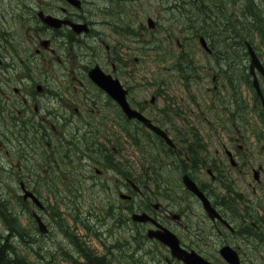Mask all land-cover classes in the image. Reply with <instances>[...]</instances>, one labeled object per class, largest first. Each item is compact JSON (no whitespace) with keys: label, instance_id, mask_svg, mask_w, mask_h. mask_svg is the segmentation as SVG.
<instances>
[{"label":"rangeland","instance_id":"1","mask_svg":"<svg viewBox=\"0 0 264 264\" xmlns=\"http://www.w3.org/2000/svg\"><path fill=\"white\" fill-rule=\"evenodd\" d=\"M36 1L38 3L34 5L36 7L34 10L31 9L30 5H24L20 2L25 8L24 10L18 8L15 0H0V22L3 21V16H9L10 25L12 26L17 20L20 23L21 21L24 23L22 36H19V33V35L15 36L17 39H12L13 42H19L15 46L16 49L10 46L9 39L5 40L0 35V43L3 42L9 48L8 52L2 47L4 50V52L1 51L2 54L7 53V55H10L11 52L16 57L23 59L22 65L25 66H23V70L32 74L34 81L37 83L42 84V82L46 81V76L51 81V77L57 70L59 77L56 80V86L58 88L69 87L70 98L73 100L72 104L76 105V102H82L88 109L91 108L90 106L93 107L95 105L92 101L93 97H97L98 102L101 100L96 90L88 84H84L83 91L75 89L72 79L60 71L59 65L53 62V59L51 61V58L45 59L47 53L35 54V49L39 48V42L50 38L48 32L39 31L40 27L38 31H32L31 29L27 31L29 16L32 13L34 15L37 14L38 10H43L45 15H50L54 11H61L62 8L68 9L64 0ZM130 1L135 2V7L129 4L123 5L121 9L110 6L108 10H111L112 14L105 15L102 12L98 14L100 16L98 17L99 22H107L112 25L98 26V28L95 26L96 31L101 28V31L107 35L105 43L109 44L113 49L112 53H109L111 58L115 60L119 56L120 61L124 62V65H129L126 67L127 69L133 68L134 74H121L122 78L120 80H122V83L123 81L126 82L128 86L134 89V97L141 103L145 100L149 102L155 92L154 89L162 92V95L156 101L157 107L167 104L166 102L171 99L175 100V103L173 102L174 105L184 101V104L188 106L185 112L186 115L182 118L173 117L174 122L179 130L186 132L190 130L193 132L198 131L202 138H205L203 134L205 135L207 131H210L211 137L209 142L205 144H208L211 148H217L222 143L233 149H236L238 145H242L250 164L243 165V162L237 166V169L228 171H231L235 177H245L246 183L244 182L245 184L242 185V188L246 190L247 196H249L251 188L255 186L256 182L253 177V170H259V166L264 165V116L255 101L253 91L246 84L245 64L247 62L249 64V60L246 62V59L236 50L239 49L237 40H231V38H236L239 34V38L246 37L248 35L245 31L246 28L236 24V35L231 32L228 36L230 37V43L233 42L230 48L227 49L225 45L229 41L222 42L227 37V27L232 30L235 25L228 20L231 19V14L235 12L234 14L237 17L245 14V0H205L209 2L210 8L213 9V15L211 14L207 17L196 14L193 10V4L199 0H162V3L160 0ZM235 1L237 3L233 4ZM254 2H258V0H254ZM218 7L220 8L218 9ZM148 18L154 20L157 26L155 30L148 27ZM233 21H238V18L233 17ZM206 22H208V26H206ZM126 29L131 30L129 33L136 32V41L132 40V37H126ZM115 30L118 33H115ZM199 30L208 31L212 35L215 50L219 52L220 57L223 58V53L225 52L228 54L226 58L230 60L229 62L238 67L239 70L234 71L233 65H231L233 70V72L230 70L232 79L230 74L221 73L216 66L214 69L213 63L210 64L209 52H204L201 49L200 40H193V35L198 34ZM80 37L90 46L96 47L91 52L90 50L71 46L66 41L68 42L65 43L66 45H61L66 48L63 49L65 59L62 64L66 65L67 69H72L73 75L78 72L84 80V76L87 73L85 63H88L87 66L89 67L98 63L106 69H109L110 64L107 61L105 48L99 42V39H94L92 36ZM253 37L255 39L254 42L251 39L243 40L253 44L256 51L261 54L264 62V49L259 46L257 36ZM185 42L193 49L195 68L190 72L183 73L179 71L175 73L173 71L175 65L173 60L177 56L182 57L180 45ZM118 45H121V47H118ZM149 46H154L155 48L159 46V48L150 50ZM116 50H118L117 53ZM58 51L60 52V50ZM90 52L91 54H89ZM233 53H237V55L234 57ZM234 58L235 61L233 63ZM136 59L140 60L139 63L136 62ZM16 62L20 64L17 59ZM52 64L56 65L49 68V65ZM27 68H31V72L27 71ZM246 72L248 71L246 70ZM214 77H216L215 82H213ZM61 80H64L65 83L59 86L58 81ZM231 80L232 83H230ZM261 85L264 91V80H261ZM166 86L167 88H165ZM215 86H217L216 89ZM63 95L67 98L64 90ZM181 97L183 100L180 99ZM189 98H196V103H191ZM232 109L233 111H231ZM57 123L60 125V120H57ZM110 123L108 126L101 123L103 125L100 126L104 130L113 128L115 129V135H119L120 139H126L121 128L118 126L114 127L111 121ZM237 128L240 129L241 134L233 133ZM59 129L64 130L62 126H59ZM219 133L220 137L218 138ZM236 138H238V141L235 140ZM11 139L15 142L12 146H2L0 137V198L2 203L9 202L11 204L19 216V219H17L18 225L26 231L23 240L20 238L24 234L14 239V246L17 250L16 256L26 259L31 264H87L81 258V255H78L77 251L73 249V245H70L67 241L66 236L71 235L67 230L68 228L71 232L77 234L83 241V245L89 247V250H92L96 255H107L104 264H166L164 260L166 256L165 250L155 242L151 244V241L145 235L146 233L143 235L141 232H137L139 228L130 227V223L126 215H124L125 210H122L125 208L126 203L121 201L120 198L116 201L115 195L107 196L103 192H99V189L92 188L91 184H81V173L79 175H69L71 168L67 167L65 162L61 164V168L56 167L55 174L54 171L50 173L51 169L47 167L46 163L50 159L51 161L54 160L55 152L53 148H49L46 145H42L39 148L33 143V147L30 148L21 145V141L25 138L12 137ZM4 140L6 143L8 142L7 138H4ZM24 152L29 157L25 167L22 161ZM38 152L45 155L39 158ZM138 152V150L135 151L131 147L125 152L128 160L136 166L137 173L140 171V162H135L132 157H137ZM7 157H12L13 160L11 159L9 164L15 163L12 170L17 172L18 176L24 173L23 171L29 173L30 177H27L28 175L26 174L23 177L29 178L33 182L30 186L36 190L38 196H41L43 204L47 208L46 212H41L42 210L31 202L24 204L20 198H17L21 195L19 185L15 183L16 181L9 179L10 175L3 169L1 163V160ZM61 157L59 156L57 160H64ZM18 159L22 163L19 164ZM237 160L240 161V157ZM38 161L39 164H36ZM77 161L79 160L76 159ZM97 167L99 166L93 167L92 171L94 172ZM100 168L103 169L102 166ZM159 174L161 178L163 176L167 179L166 183L169 192L166 197L162 196L160 193L162 185L157 183L152 185L151 189L155 191V203H159L169 213L177 214L180 211V202H183V212L189 210V216H186L185 220L183 217L181 224L170 218L172 221L169 220V228L180 237L183 244L195 249L193 237L197 231V222L205 214L203 208L193 197L185 194L182 188L180 168H162ZM263 177V174H260V180H262L260 188L264 192ZM102 179L113 180L114 177L112 178V174L105 171ZM33 189L31 188L30 190L32 191ZM32 211L44 216L46 224L51 229L48 235H40L31 216ZM128 213L130 216L131 212L129 211ZM116 215L117 219L122 218L119 224L115 223L117 221V219L115 220ZM4 228L5 225L0 219L1 233H3ZM133 235L136 236L135 241L133 240ZM104 243L107 246L115 244L110 253ZM138 245H141L142 250L147 253L141 257L140 262L136 263L132 254ZM116 246L118 247L116 248ZM69 252L72 253L73 257H69L66 254ZM75 260L76 263L74 262Z\"/></svg>","mask_w":264,"mask_h":264},{"label":"flooded vegetation","instance_id":"2","mask_svg":"<svg viewBox=\"0 0 264 264\" xmlns=\"http://www.w3.org/2000/svg\"><path fill=\"white\" fill-rule=\"evenodd\" d=\"M15 2L18 8L24 10L25 8L22 4L29 5L28 2H31V9L34 10L36 8L34 5L38 3L36 0H15ZM64 2L68 9L62 8L61 11H54L49 15L58 21L59 24L56 27L48 26L41 21L39 12H43V10H38L37 14L34 15L32 13L29 16L27 31L29 29L38 31L40 27L39 31L48 32L50 38L39 42V48L35 49V54L47 53L45 59L51 58V61L53 59V62L59 65L60 71L72 79L75 89L83 91L84 84H88L99 93L101 100L98 97L100 100L98 102L97 97H93L92 101L95 105L93 107L90 106L91 108L89 109L82 102H76V105H73L69 87L58 88L56 86V80L59 77L57 70L51 77V81L46 76V81L42 82V84L35 82L33 75L23 70L25 67L22 65L23 59L16 57L11 52L10 55H7V53L2 54L1 51L4 52V50L9 52L8 45L2 42L0 43L1 145L12 146L15 143L11 139L12 137L25 138L21 141V145L28 147L36 138L38 141H42L47 147L53 148L55 152L54 160L45 162L47 167L51 169V171L49 170L50 173L54 171L55 174L56 167L61 168V164L65 162L67 167L71 168L69 175L73 176L74 173H81V184H91L92 188L99 189V192H103L107 196L115 195L116 201L120 198L121 201L126 203L125 208L121 209L125 210L124 215H126L130 227L139 228L137 232H141L143 235L145 233L148 235V232L152 229L163 231V227L169 228V220L171 219L181 224L183 217L185 220L186 216H189V210L183 212L184 204L182 201L179 206L180 211L177 214L164 210L159 203H155V191L151 189L152 185L161 184L160 193L166 197L169 192L166 183L167 179L163 176L161 178L159 171L162 168L178 167L181 169L182 185L186 179L195 183L209 198L211 205L219 215L211 219L203 209L205 214L197 222V231L193 237L195 249L183 244L179 237L181 246L189 251L194 250L211 264H264V192L260 188L262 184L260 174L264 176V165L259 166V170H253V177L256 182L255 186L251 188V194L249 193L250 195L247 196L246 190L242 188V185L246 183L245 177H235L231 171H228L237 169V166L243 162V165L250 164L242 145H238L236 149H233L222 143L218 146L221 148H211L208 144H205L209 142L211 137L210 131H207L205 135L203 134L205 138H202L198 131L193 132L190 130L186 132L179 130L174 122L173 117L182 118L186 115L185 112L188 106L184 104V101L174 105L173 102L175 103V100L171 99L166 102L167 104L157 107L156 101L160 98L159 96L162 95V92L154 89L155 92L149 102L145 100L141 103L134 97V89L128 86L126 82L123 81L122 83V80H120L122 78L121 74H134L133 68L127 69L126 67L129 65H124V62L120 61L119 56L115 60L111 58L110 54L113 49L109 44L105 43L107 35L101 31V28L96 31V27L112 25L107 22H99L98 17L100 16L98 14L101 12L105 15L112 14L111 10H108L110 6L121 9L123 5H127V0H98L96 2L95 0H79L78 5L68 3L66 0ZM9 19V16H3V21L0 22V35L5 40L9 39L10 46L16 49L15 46L19 42H13L12 39H17L15 36L19 35V33V36H22L24 23L23 21L20 23L17 20L12 26ZM73 24L84 25L85 30L88 29L89 31L82 33V31L84 32V29H82L77 32ZM156 28L155 24L150 29L155 30ZM126 30V37H132V40L136 41V32L129 33L131 30ZM115 33H118L117 30H115ZM115 35L118 36L117 34ZM80 36H92L94 39H99V42L105 48L107 61L110 64L109 69H106L98 63L91 67L87 66L88 63H85L87 73L84 76V80L78 72L73 75L72 69H67V66L62 64L65 59L63 49L66 48L61 45H66L65 43L69 42L71 46L90 50L91 52L96 47L87 44ZM200 36L202 35H197V37ZM204 37L211 48V51H208V55L210 64L213 63V68L215 69L216 66L219 70H232V68L224 64L228 60L226 59L228 54L222 52L223 58H221L219 52L214 51V41L211 38ZM180 46L182 48V57L179 60V65L183 73L190 72L195 68L193 49L186 43ZM2 47H4V50ZM118 47H121V45H118ZM149 47L151 50L152 46ZM202 50L206 52V50ZM117 52L118 50H116ZM236 55L237 53H234V56ZM26 57L28 58L27 54ZM15 58L20 64H17ZM139 61V59H136V62L139 63ZM234 61L235 59H233ZM30 62L33 63L32 60ZM53 65L56 64L49 65V68ZM96 65L100 66L106 74L120 80L128 92L127 99L130 107L133 110L140 111L155 126L161 128L174 141L175 147H169L164 139L144 123L136 119H128L119 103L111 99L105 91L97 87L89 79L88 72ZM245 66L247 67V63ZM31 70V68H27V71L31 72ZM233 70L238 71L239 69L233 64ZM62 83H65V81H58L59 86ZM216 88L217 86H215ZM63 90L67 98L64 97ZM180 99L183 100L182 97ZM189 100L191 103H196V98H189ZM57 120H60V125L57 124ZM110 121L113 122L114 127L118 126L121 128L126 139H120L119 135H115V129L113 128L106 130L101 128L103 124L106 126L111 124ZM59 126H62L64 130H60ZM233 133L241 134V131L237 128ZM186 134L187 136H185ZM219 137L220 133L218 134ZM4 138H7V143ZM235 140L238 141V138ZM130 147L135 151H139L137 157H132L135 162H140L139 173H137L136 166L128 160L125 154ZM58 150H64L65 155L58 154ZM37 155L40 158L45 154L38 152ZM59 156H62L61 159L64 160L58 161L57 158ZM239 157L240 161L237 160ZM11 159L12 157H7L1 160L3 169L10 175L9 179L16 181L15 183H23L22 185L25 188L27 187L26 189H33L30 186L33 182L29 178L23 177V175H28L29 173H22L18 176L17 172L12 170L15 163L9 164ZM28 159L29 157L24 152L22 161L27 162ZM76 159L79 161L76 162ZM18 160L19 164L22 163L20 159ZM36 164H39V161ZM73 164L75 165L74 167ZM96 166L99 167L95 168L93 172L92 168ZM101 166L103 169L100 168ZM105 171L111 173L114 179H102ZM27 177L30 176L28 175ZM182 188L185 194L190 195L201 207L203 206L201 199L196 194L185 189V186H182ZM32 192L42 201L41 196H38L35 189ZM18 198L24 204L31 202L29 198L24 199L23 195H19ZM42 203L44 202L42 201ZM40 210H42L41 212H46L47 208L43 205ZM129 211L131 212L130 216ZM35 213L37 212L32 211L31 216H35ZM132 215H147L149 218H145L144 221H135L132 219ZM40 217L45 221L44 216L40 215ZM116 219L117 215L115 216ZM121 219L120 217L115 223H121ZM172 232L174 231L172 230ZM132 237L135 241L136 236L133 235ZM66 239L87 264H95L93 261L86 259L89 255L87 246L82 245L86 253L84 255L73 242L72 237L66 236ZM154 242L158 245L157 240ZM154 242L150 243L153 244ZM223 247L234 250L238 258L225 259L222 257L220 250ZM162 248L166 252L164 259L166 264H183L181 261L171 257L170 250L166 246H162ZM146 253L142 250V246L138 245L133 251L132 257L138 263ZM66 254L69 257H73L71 252ZM100 256L102 257V255ZM136 256L138 257L135 258ZM100 261L97 264H100Z\"/></svg>","mask_w":264,"mask_h":264},{"label":"trees","instance_id":"3","mask_svg":"<svg viewBox=\"0 0 264 264\" xmlns=\"http://www.w3.org/2000/svg\"><path fill=\"white\" fill-rule=\"evenodd\" d=\"M195 3H194L195 9L199 13H201V15H205L207 17L213 13L212 8L207 7L205 5H202L199 2H195ZM236 3L237 2L235 1L233 4H236ZM202 6H204V7H202ZM218 6H220V5L218 4ZM219 8L220 7H218V9ZM244 8H245L244 9L245 14H242L239 17H237L236 14H234L235 12H233L231 14V19H228V20L231 21L232 23H234L235 25L232 27V30L229 27H227V29H228V30L226 29L227 30V37L224 40H222V42L229 41V44L225 43L227 49L230 48V46H232L233 42L230 43V37H228V36L230 35L231 32H232V34L236 35L235 34L236 24H238V25H240V27L246 28L245 31L248 34L246 37H240L239 38L238 37V36H240V34H239L238 36H236V38H234V37L231 38V40H233V39L237 40V47L239 46L238 47L239 49H236V50L239 53H243L242 51H244L245 46H244L243 39H247V40L251 39L254 42L255 39L253 36H257V38L259 39V46H262V48L264 49V0H258V2H254V0H245ZM190 15H193V14H190ZM190 17H193V16H190ZM233 17L238 18V21H236V22L233 21ZM205 24H206V26L209 25L208 22H206ZM197 33L204 35L208 38L211 37V39L213 40L212 35L208 31L199 30ZM234 35H232V36H234ZM232 50H234V49H232ZM229 63L231 64V62H229ZM230 75H231V73H230ZM249 76L250 75H248L246 81L248 82V85L250 86L251 82H250ZM0 219H1V221H3V223L5 225L6 232H10L12 235H13V233H18L20 235L21 234L26 235L25 234L26 231L24 229L20 228V225H18L17 212L14 211V208L11 206V204L9 202H3V203L0 202ZM10 238H11V236L4 237L3 233L0 232V264H31L26 259H24L20 256H16L17 250L15 249L14 244L10 241ZM72 239H73V242L79 247L78 249L82 252V254L85 255L86 253L83 249L82 243L74 235H73Z\"/></svg>","mask_w":264,"mask_h":264},{"label":"water","instance_id":"4","mask_svg":"<svg viewBox=\"0 0 264 264\" xmlns=\"http://www.w3.org/2000/svg\"><path fill=\"white\" fill-rule=\"evenodd\" d=\"M71 3H75V4H79L78 1L76 0H69ZM48 19V18H47ZM46 21L48 23H50V19ZM51 24L56 26L58 23V21L56 20H51ZM74 29L76 31H80L79 30V25H73ZM203 41V39H202ZM248 49H249V53L251 56V65H250V72L251 74L254 76L253 79V86L257 92V94L259 95V97L262 100V104L264 107V94L262 92L258 77L256 75V70H258L263 76H264V66L262 65L261 61L259 60V58L257 57L253 47L251 44H248ZM90 78L97 84L99 85L102 89H104L105 91H107L110 96L112 98H114L123 108L124 112L128 115V117L130 119L133 118H137L139 120L144 121L145 123H147V125H149L151 128H153V130H155L157 133H159L162 137H164L167 142L171 145L172 142L171 140L164 134L162 133V131H160L158 128L153 127L149 121H147L140 113L131 110L127 101H126V94L127 91L123 89V87L121 86L120 82L118 80H112L110 77H107L106 75H104V73H102V71L96 67L95 69L91 70L90 73ZM185 184L188 187L189 190H191L194 193H197L203 200L205 208L207 209V211L209 212V214L213 217V210L210 207L209 202L207 201V199L205 197H203V195L200 193V191L198 190V188L196 187L195 184H193L190 180H185ZM32 197L33 201L40 205L39 200L31 193V192H26L24 198L27 199L28 197ZM36 220L40 226V230L42 232L45 231L46 226L44 225V223L42 222V220L40 219V217L36 216ZM162 240L167 243L171 249H172V253L175 257L181 259L184 261L185 264H210L208 262H206L204 259H202L198 254H196L195 252H186L185 250L181 249V247L179 246V241L176 238V236H174L173 234H171L169 231H166V233L164 234V236L162 237ZM222 255L226 258V259H234L237 258L236 254L234 253L233 250L224 247L221 250Z\"/></svg>","mask_w":264,"mask_h":264},{"label":"bare ground","instance_id":"5","mask_svg":"<svg viewBox=\"0 0 264 264\" xmlns=\"http://www.w3.org/2000/svg\"><path fill=\"white\" fill-rule=\"evenodd\" d=\"M199 3H201L202 5H205V6H207V7H210L209 6V2H206L205 0H199L198 1ZM28 4L30 5L31 4V2H28ZM196 4V3H195ZM195 4H194V6H193V9H194V12L196 13V14H201V13H199L196 9H195ZM202 7H204V6H202ZM206 8V7H205ZM203 14V13H202ZM250 80H252L251 79V77H250ZM5 133V132H4ZM18 232V231H17ZM3 236L4 237H6V236H11V238H10V241L13 243V244H15V242H14V239H17L19 236H20V234H18V233H13V235L10 233V232H3ZM25 238V235H23V237H21L20 239L21 240H23Z\"/></svg>","mask_w":264,"mask_h":264}]
</instances>
